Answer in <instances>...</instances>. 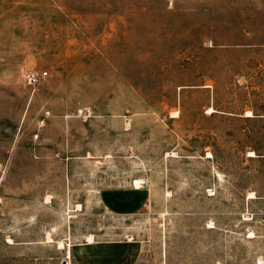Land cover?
Here are the masks:
<instances>
[{"label":"rangeland","instance_id":"rangeland-1","mask_svg":"<svg viewBox=\"0 0 264 264\" xmlns=\"http://www.w3.org/2000/svg\"><path fill=\"white\" fill-rule=\"evenodd\" d=\"M68 263L264 264V0H0V264Z\"/></svg>","mask_w":264,"mask_h":264},{"label":"built area","instance_id":"built-area-1","mask_svg":"<svg viewBox=\"0 0 264 264\" xmlns=\"http://www.w3.org/2000/svg\"><path fill=\"white\" fill-rule=\"evenodd\" d=\"M49 76L48 71L26 70L23 73V82L26 87L36 90V88Z\"/></svg>","mask_w":264,"mask_h":264},{"label":"bare ground","instance_id":"bare-ground-1","mask_svg":"<svg viewBox=\"0 0 264 264\" xmlns=\"http://www.w3.org/2000/svg\"><path fill=\"white\" fill-rule=\"evenodd\" d=\"M213 111V110H212ZM247 116H252V113L251 112H248L247 113ZM250 155L251 156H255L256 154L254 153V152H251L250 153ZM210 156H212L210 153L208 154V157H210ZM135 185L138 187V186H140V182H139V180L137 179V181L135 182ZM80 206V205H79ZM253 235V234H252ZM49 238V237H48ZM92 239V238H91ZM49 241H51V239L49 238L48 239ZM64 246V244H63V242H60V247H63ZM68 254H69V257H70V251L68 252ZM69 264V263H68Z\"/></svg>","mask_w":264,"mask_h":264},{"label":"crops","instance_id":"crops-1","mask_svg":"<svg viewBox=\"0 0 264 264\" xmlns=\"http://www.w3.org/2000/svg\"><path fill=\"white\" fill-rule=\"evenodd\" d=\"M91 244H92V243H90L89 241H86V243H85V247H86V248H84V249L89 248V246H90Z\"/></svg>","mask_w":264,"mask_h":264}]
</instances>
